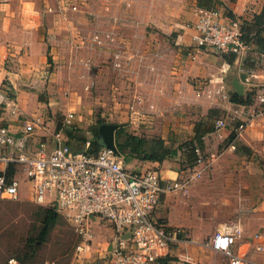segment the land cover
Listing matches in <instances>:
<instances>
[{
	"label": "crops",
	"instance_id": "1",
	"mask_svg": "<svg viewBox=\"0 0 264 264\" xmlns=\"http://www.w3.org/2000/svg\"><path fill=\"white\" fill-rule=\"evenodd\" d=\"M104 3L114 12L95 14L92 8L98 6L88 0L81 6V14L72 16L59 0H0V87L7 91L8 86L21 108L17 118L0 107V124H10L18 131L24 114L38 116L43 105L52 106L53 98L68 95H57V90L73 85L71 72L76 66L69 58V46L61 49V43L68 42L71 33L76 37L85 34L87 39L93 29L109 30L115 24L128 47V66L111 68L107 64L109 51L101 50L93 52L94 67L84 68L82 75L118 99L114 116L113 100L101 103L102 116L110 118L108 123L139 136L161 137L172 149L194 140L196 125L203 124L210 129L202 138L203 148L217 151L223 145L219 157L187 195H162L157 218L172 228L185 229L189 237L170 252L168 264H227L224 254L207 243L224 224L237 221L243 235L233 246L234 253L252 264H264V250L255 248L259 244L264 247V170L255 161V153L264 150V108L255 113L256 108L249 104L263 90L264 69L253 62L264 51L250 44L244 55L237 56L196 47L192 25L196 11L207 8V0H101L100 4ZM211 5L227 16L243 19L246 26H254L256 15L264 12V0H213ZM75 23H84L85 29ZM69 61L71 65H67ZM42 92L48 96L41 99ZM234 93L247 103L232 102ZM136 97L143 98L142 104L133 106ZM52 110L57 112L59 107ZM221 117L227 119L228 128L216 131L215 121ZM241 120L250 122L236 133ZM76 135L86 142L94 139L91 132ZM83 144L73 140L70 146L78 150ZM129 160L134 171L157 168L162 177L176 179L186 157L179 155L163 163ZM254 181L259 191L256 197L262 200L259 204L253 203ZM258 234L259 240L255 238ZM107 252V243L98 239L90 261L99 262Z\"/></svg>",
	"mask_w": 264,
	"mask_h": 264
},
{
	"label": "built area",
	"instance_id": "2",
	"mask_svg": "<svg viewBox=\"0 0 264 264\" xmlns=\"http://www.w3.org/2000/svg\"><path fill=\"white\" fill-rule=\"evenodd\" d=\"M196 15L192 25L196 47L237 56L244 55L250 47L243 39V19L227 16L218 6L199 8ZM106 36L111 45L117 42L111 34ZM123 55L124 52H115L116 69L127 64L129 58L124 62ZM85 66L90 68L91 63L86 62ZM255 99L263 106L264 90L257 92ZM0 107L12 116L21 117L17 100L1 87ZM23 117L18 131L10 124H0V200H19L26 188L34 203L57 206L71 222L78 238L75 264H94L89 258L96 241L94 216L111 223L114 230L108 252L99 264H159L160 259L168 257L174 247L189 238L185 229L159 223L154 213L164 193L187 195L193 183L219 157L218 151H207L196 145L195 163L180 172L178 178L166 179L157 168L128 169L123 156L107 147L92 153L91 142H86L84 150L72 149L66 143L64 128H76L73 112H68L53 127L41 116L24 114ZM249 122L241 120L236 133L244 131ZM214 127L216 131L226 130L227 119H217ZM242 235L241 224L229 222L207 245L223 253L227 264H252L233 251ZM255 238L259 240L261 236L258 234ZM255 248L264 250L261 244ZM8 264L21 263L10 258Z\"/></svg>",
	"mask_w": 264,
	"mask_h": 264
},
{
	"label": "rangeland",
	"instance_id": "3",
	"mask_svg": "<svg viewBox=\"0 0 264 264\" xmlns=\"http://www.w3.org/2000/svg\"><path fill=\"white\" fill-rule=\"evenodd\" d=\"M59 1L62 3L61 6L66 12L69 10L68 12H72L70 13L72 16H77L82 12L81 6H85L84 3L88 0ZM100 2L101 0H98V2L97 0H93V3H96V6L98 7H93L92 12L99 15L101 14V16H103L102 10L107 14L114 12L113 8H109L105 3L101 5ZM99 24L93 25L99 26ZM75 26L77 28L81 27L85 29L84 23H75ZM112 27L114 28H110L109 30L93 29L92 35L87 39L84 38L85 34H80L76 37L71 33L67 38L69 41L67 42L65 40V43H61V49H67V46H69L70 50H68V52L71 53L70 56L72 55L71 57L69 56V58H71V61L73 62L72 64L76 67H73L71 72L74 75L73 80H71L73 85L65 86L60 90H57V95H59V93L63 95L66 92L68 95H63L65 97H59V99L53 98L52 106L43 105V111H39L36 114L41 116L46 123H50L52 127L58 125L60 121L65 119V115L68 112H73L75 115L74 125L77 128L76 130L85 133V135L91 132V135H93L95 134V130L99 129L103 122H110V118L106 119L102 116L101 103L103 101L105 102V100L108 101L112 99L114 104L112 106L110 104V106L114 111H112L113 116L118 113L116 103L118 99L114 98L112 93L108 95L107 89L98 87L100 86V83L98 86L94 81L89 83L82 76L84 75V68H87L85 63H91V67L93 65V52L108 50L110 56L107 60V64L113 69H116L114 67L115 52L120 51L122 54L124 52V62L126 57L129 58L128 47L120 29L115 24ZM82 33L85 32L82 31ZM107 34L114 36L117 42L111 45V42L106 36ZM96 36L100 37L99 40ZM73 39L76 41L74 42ZM135 54L137 56L136 52ZM254 59V65L264 69V54H260ZM130 60L131 59L127 61V64ZM64 61L66 60L64 59ZM127 64L123 66L122 69L117 70L125 69V67L128 66ZM67 65H71L70 61ZM5 88L9 92L12 91L8 86ZM262 89L264 90V86ZM39 91L45 90L40 89ZM253 92L255 94L256 91L252 90V93ZM249 93H251V90ZM44 95L48 96L47 92H42L40 98L42 99ZM142 100V97H136L133 106H138V104L141 105ZM46 102L48 104L49 99H47ZM249 104H252L256 108L254 110L255 113L259 108H264V105L260 106L258 103H255V100H251ZM52 107L55 109L56 107H59V110L53 112ZM65 140L67 143L68 138L65 137ZM85 145L83 144L80 149L84 150ZM222 150L223 145L217 149L218 152H221ZM255 161L264 170V150L262 148L259 149V152L257 151L255 153ZM128 164L129 163H127L128 169L132 170ZM256 196H259V191L257 190L256 182L254 181L253 203H261L262 200L258 199ZM48 206L49 205L42 206L34 203L31 194H29V191L26 188L22 191V196L19 200H0V264H8L7 261L10 258L20 259L23 264H45L47 262H54L55 264H75L74 258L77 245V235L71 222H69L64 216H60L59 222L51 230L46 241L40 242L38 239L43 212ZM92 222L96 230L95 240L97 241L99 239L102 243L106 242L107 246H109V242L114 236V230L111 226L112 224L101 219L99 216H94Z\"/></svg>",
	"mask_w": 264,
	"mask_h": 264
},
{
	"label": "trees",
	"instance_id": "4",
	"mask_svg": "<svg viewBox=\"0 0 264 264\" xmlns=\"http://www.w3.org/2000/svg\"><path fill=\"white\" fill-rule=\"evenodd\" d=\"M207 1L208 4L205 5L207 6V8H213L217 6V5H211L213 0H207ZM263 17H264V12L260 15H256L255 17L256 23L254 26L251 25L246 26V22L244 21L242 28L243 39L246 41V43L248 45L254 44L258 46L259 50L262 51H264V35L262 34L264 33V21H262ZM231 101L237 104L247 103V99L246 100L242 99L235 93L231 96ZM104 123L106 122H103V124ZM61 125L62 123H60V126ZM76 129L77 128H66V129L64 128L65 135L68 138L67 144L70 145L71 141L73 140L86 144L87 141L86 139L77 137L76 134L79 132V130ZM208 130L210 129L207 128V125L197 124L196 135L194 137V140L185 142L184 144L180 145L178 149H172L171 147H169L166 141L161 137L139 136L127 132L125 127L120 126V128L116 131L115 142L118 147V151L120 155L124 157L126 164L128 163L129 159L132 157L144 162L163 163L165 160L169 158H173L179 155L181 156L184 154L186 160L182 163V169H181V172H184L188 167L192 166L196 161L195 146L199 145L202 149H204L202 146V138ZM103 147L104 146L101 141L99 129H96L94 134V139L91 141V147L89 151L92 153H98ZM243 150L247 153H249L250 151L247 148H244ZM154 214H155L154 217L157 218L156 216L157 213L155 212ZM60 216H64V215L58 210L57 206L55 205L53 206L49 205L46 209H44L41 229L38 237L40 242L46 241L51 230L59 222ZM65 218L68 220L67 217ZM157 219L159 223L166 224L159 218ZM77 242H78V238H77ZM17 260L21 264H23L20 259ZM169 260L170 257L162 258L160 259L159 264H168ZM100 262L101 260H99V262H95L94 264H99Z\"/></svg>",
	"mask_w": 264,
	"mask_h": 264
},
{
	"label": "water",
	"instance_id": "5",
	"mask_svg": "<svg viewBox=\"0 0 264 264\" xmlns=\"http://www.w3.org/2000/svg\"><path fill=\"white\" fill-rule=\"evenodd\" d=\"M120 128L119 124L104 123L99 128L101 141L104 147L112 149L119 154L118 147L115 142L116 131Z\"/></svg>",
	"mask_w": 264,
	"mask_h": 264
}]
</instances>
